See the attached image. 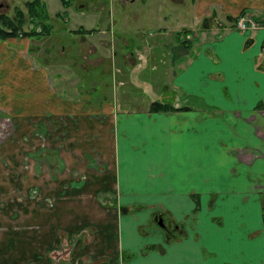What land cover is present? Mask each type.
<instances>
[{
    "label": "crops",
    "instance_id": "crops-1",
    "mask_svg": "<svg viewBox=\"0 0 264 264\" xmlns=\"http://www.w3.org/2000/svg\"><path fill=\"white\" fill-rule=\"evenodd\" d=\"M166 2L155 29L144 9L80 27L98 33L95 60L142 23L143 42L121 55L108 91L64 86L72 102H93L71 112L84 127L93 119L106 169L64 201L62 262L40 256L58 247L50 217L0 208V264H264V0ZM243 9L262 26L238 30ZM155 101L175 109L150 111Z\"/></svg>",
    "mask_w": 264,
    "mask_h": 264
},
{
    "label": "rangeland",
    "instance_id": "rangeland-1",
    "mask_svg": "<svg viewBox=\"0 0 264 264\" xmlns=\"http://www.w3.org/2000/svg\"><path fill=\"white\" fill-rule=\"evenodd\" d=\"M24 1L0 0L1 11L11 14L13 5L23 9ZM42 1L49 17L46 22L52 25L48 36L0 41V208L8 218L25 216L30 209L36 210L38 220L40 216L50 217L58 247L40 256L62 262L64 254L67 256L64 201L71 190L84 187L90 173L106 169L96 141L102 135L86 129L93 119L86 115L84 127L81 118L71 112L81 105V112L88 113L93 102L75 103L69 96L72 92L95 93L99 84L100 93L108 91L102 84L118 80L121 55L133 52L143 42L138 35L141 21L128 23L131 32L125 39L127 45L119 47L116 37V46H100L104 48L101 56L93 60L90 54L98 33L73 30L103 27L108 14L131 15L144 10L152 19L145 27L155 29L167 24V19L157 17H162L161 10H171L172 4L166 0H135L121 8L113 0H70L64 7L61 0ZM64 86L70 95L64 96Z\"/></svg>",
    "mask_w": 264,
    "mask_h": 264
},
{
    "label": "trees",
    "instance_id": "trees-1",
    "mask_svg": "<svg viewBox=\"0 0 264 264\" xmlns=\"http://www.w3.org/2000/svg\"><path fill=\"white\" fill-rule=\"evenodd\" d=\"M70 0H61L64 7L68 5ZM246 9H243L240 14L245 13ZM59 14V13H58ZM57 14V15H58ZM239 16V15H238ZM237 16V17H238ZM231 18L235 25L236 18ZM5 26L0 28V39H6L10 37H25V36H48L52 30V25L46 22L48 15L45 10V5L42 0H28L24 3L23 9H17L15 12V19H10L4 16ZM257 19V18H256ZM258 20V19H257ZM27 23H33L35 27L24 30V25ZM75 33H92L93 29H74ZM150 111H168L174 110L172 105H168L160 102H151L149 105Z\"/></svg>",
    "mask_w": 264,
    "mask_h": 264
},
{
    "label": "built area",
    "instance_id": "built-area-1",
    "mask_svg": "<svg viewBox=\"0 0 264 264\" xmlns=\"http://www.w3.org/2000/svg\"><path fill=\"white\" fill-rule=\"evenodd\" d=\"M235 26L240 31L253 30L261 27L259 23L253 16L251 12L245 11V13L240 14L235 21ZM264 52V47L262 48Z\"/></svg>",
    "mask_w": 264,
    "mask_h": 264
},
{
    "label": "flooded vegetation",
    "instance_id": "flooded-vegetation-1",
    "mask_svg": "<svg viewBox=\"0 0 264 264\" xmlns=\"http://www.w3.org/2000/svg\"><path fill=\"white\" fill-rule=\"evenodd\" d=\"M26 1H28V0H26ZM26 1H24V3L26 2ZM24 3H23V5H24ZM17 9H21L20 7H18V6H12V12H11V14H7L5 11H1V10H3V2H0V28H3L4 26H5V18H4V16H7V17H9L10 19H15V12H16V10ZM49 18V17H48ZM25 26H29V28L28 29H31V28H33V27H35L34 25H33V23H27V24H25L24 25V27ZM28 29H25L24 28V30H28ZM46 36V35H45ZM28 37H39V36H35V35H33V36H28ZM42 37V36H41ZM10 38H21V37H10ZM3 39H0V41H2Z\"/></svg>",
    "mask_w": 264,
    "mask_h": 264
},
{
    "label": "water",
    "instance_id": "water-1",
    "mask_svg": "<svg viewBox=\"0 0 264 264\" xmlns=\"http://www.w3.org/2000/svg\"><path fill=\"white\" fill-rule=\"evenodd\" d=\"M157 224L160 226V227H164V224L162 222V218L161 217H158L157 218Z\"/></svg>",
    "mask_w": 264,
    "mask_h": 264
}]
</instances>
